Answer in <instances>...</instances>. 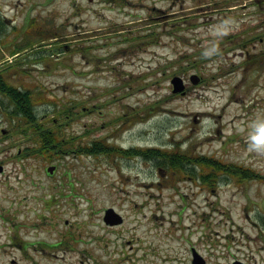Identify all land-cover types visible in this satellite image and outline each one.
I'll return each mask as SVG.
<instances>
[{
	"label": "rangeland",
	"instance_id": "rangeland-1",
	"mask_svg": "<svg viewBox=\"0 0 264 264\" xmlns=\"http://www.w3.org/2000/svg\"><path fill=\"white\" fill-rule=\"evenodd\" d=\"M256 1L0 0L5 80L65 139L60 156L34 153L25 124L0 112V264H192V247L205 264H264V182L220 175L211 188L158 172L156 157L64 149L178 145L264 174L249 151L264 60L252 69L240 54L264 53V38L246 42L264 28ZM47 25L60 36L41 40ZM175 75L184 93H171ZM109 207L121 224L104 223Z\"/></svg>",
	"mask_w": 264,
	"mask_h": 264
},
{
	"label": "trees",
	"instance_id": "trees-1",
	"mask_svg": "<svg viewBox=\"0 0 264 264\" xmlns=\"http://www.w3.org/2000/svg\"><path fill=\"white\" fill-rule=\"evenodd\" d=\"M31 24L32 22L26 24L25 27ZM55 27L57 26L47 25L45 28L39 29L35 33H38L41 40L58 37L60 36L58 31L62 28L57 27L56 29ZM31 36L33 35L31 34L28 36L26 40L28 41ZM30 44L31 43H29V45ZM23 48L24 47L17 49L16 52H20ZM16 52L14 51L12 54ZM45 56L46 55L41 52V54L34 59L36 61L35 63L45 60ZM55 60L57 61V59ZM11 66L12 65H8L0 69V112H4L8 120L10 122L12 120L13 123L16 124V128H19L20 123L25 124L24 130L21 132L25 137H31L33 142V145L31 144L33 148L28 145L26 149L48 157L60 156L61 152L64 151V136L61 135V131L57 125L55 127L42 125L43 123H41L40 117L33 108L34 95L30 89L21 90L11 85L9 82H6V77L3 74L7 72L8 68ZM2 106L5 110L2 109ZM150 108H153V106H150ZM64 149H69L65 151H74L84 155H91L96 152H105L106 154L115 152L122 154L123 151L124 153L128 152L132 155L140 153L146 157H156L158 158L159 167H161L162 170L160 172H164L166 169L169 170L171 174L175 173L181 177L189 174L190 178L193 177L194 181L198 184L211 188L216 185L220 175H225L237 181H242L243 179H256L264 182V174L258 172L254 168H250L251 166L233 161H224L219 157H215L214 155L210 156V154L206 153H194L192 150L182 149L178 145L167 149L150 146L147 148H131L128 150H119L118 148L117 150L99 140H93L90 143H78L75 147H65Z\"/></svg>",
	"mask_w": 264,
	"mask_h": 264
},
{
	"label": "water",
	"instance_id": "water-1",
	"mask_svg": "<svg viewBox=\"0 0 264 264\" xmlns=\"http://www.w3.org/2000/svg\"><path fill=\"white\" fill-rule=\"evenodd\" d=\"M190 79L193 83H196L198 81V77L195 74L190 75ZM171 83L173 86V89H172L173 92H182V93L184 92L183 91L184 84H183V80L181 77H178V76L173 77L171 79ZM52 169L53 167H48L49 171H52ZM103 219L106 223L109 224V223H118L121 221L122 218L118 216V214L112 208H108L105 211ZM192 255H193V258H192L193 264H204V259L202 258V256L198 255V253L195 250H193ZM235 264H240V263L235 262Z\"/></svg>",
	"mask_w": 264,
	"mask_h": 264
},
{
	"label": "flooded vegetation",
	"instance_id": "flooded-vegetation-1",
	"mask_svg": "<svg viewBox=\"0 0 264 264\" xmlns=\"http://www.w3.org/2000/svg\"><path fill=\"white\" fill-rule=\"evenodd\" d=\"M256 4L260 6L261 5L260 0H257ZM250 28H252V31L254 32V35H251V37H249L246 40V42L247 41H248V43L254 42L257 39L258 40H263V38H264V28L261 29L260 31H258L257 33H256V31H254V30H256L255 28H253V27H250ZM240 54H244L246 56L245 60H243V62H242L243 66H246V64L249 63V64H251L254 67L252 69H258L259 68V64H260L259 61H261V59L264 60V53L262 54L261 52H257V51L254 52V51H252L251 48L250 49H246L245 53L240 52Z\"/></svg>",
	"mask_w": 264,
	"mask_h": 264
},
{
	"label": "clouds",
	"instance_id": "clouds-1",
	"mask_svg": "<svg viewBox=\"0 0 264 264\" xmlns=\"http://www.w3.org/2000/svg\"><path fill=\"white\" fill-rule=\"evenodd\" d=\"M249 151L264 154V120L257 121L255 133L249 137Z\"/></svg>",
	"mask_w": 264,
	"mask_h": 264
}]
</instances>
